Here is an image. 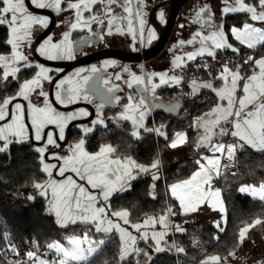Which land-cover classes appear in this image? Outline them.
I'll use <instances>...</instances> for the list:
<instances>
[{
    "label": "snow or ice",
    "instance_id": "snow-or-ice-1",
    "mask_svg": "<svg viewBox=\"0 0 264 264\" xmlns=\"http://www.w3.org/2000/svg\"><path fill=\"white\" fill-rule=\"evenodd\" d=\"M222 3L218 18L207 4L194 13L192 23L199 26L198 30L190 39H181L173 46L183 49L188 45L193 50L182 54L173 52L170 70L137 74L127 66H120L119 70L107 74L109 67L116 66L114 60H107L99 67L93 65L80 68L72 75L59 76L51 74L53 70L43 63L34 62L30 53H38L47 61L74 60L82 51L80 46L103 42L106 35L114 34L130 37L133 50H138L137 44L149 46L157 39V32L149 24L148 0H0V28L7 29L4 46L10 52L0 54V153L7 152L13 143L45 141L35 151L42 165L41 172L47 174L48 179L34 184V188L48 199L49 212L54 214L61 228L79 225L85 229L82 235L66 236V244L49 243L42 255L37 254L39 245L34 242L37 251H26L23 259L19 258L20 249L5 235L7 247L0 250V255H12L7 264H89L90 258L113 239V234L120 240L119 264H131L130 257L135 264H141L142 258L150 264L153 257L142 251L139 241L147 245L151 240L155 253L173 250L184 253L183 247L176 246L174 241L169 244L166 239L170 231H187L172 217L196 213L205 204L221 214L214 226L218 232H225L228 214L221 189L214 187L216 179H227V166L221 165V157L226 155L235 160L237 151L249 148L264 154V55L259 54L264 51V0H222ZM30 8L51 9L60 14L61 37L54 40L52 35H46L41 42L37 32L49 27V16L37 14ZM156 12L158 20L166 23L164 8ZM230 14H243L245 20L241 25L229 26L225 18ZM85 30L88 35L74 42L73 34ZM228 50L233 54L231 59L225 55ZM28 72L34 75L21 81ZM203 76L211 79L202 80ZM188 77L190 82L185 85ZM13 83L18 90L5 98ZM123 86L130 90L123 97L127 103L111 118V123L123 131L125 122H130V138L142 140L141 132L154 133L172 149L188 143L186 132L177 131L169 139L164 130L167 126L149 128L145 123L155 109L173 113L182 108L179 101L164 105L159 101L158 90L176 89L181 99L199 97L202 90H209L217 99L210 111L193 117L189 125L196 133L195 148L207 149L211 155H200L194 161L196 170L189 178L168 186L167 192L179 202V208L169 206L158 217H147L142 223L134 224L130 223L127 210L112 211L111 199L128 191L131 181L140 174H151L150 195L156 199L155 182L161 178L160 161L146 167L130 157L120 158L118 149L110 144L100 147L95 154L85 148L87 137L98 127L109 128L105 108L120 104L122 97L118 93L123 92ZM185 87L188 92L184 91ZM82 101L95 104V117L83 127L82 138L69 145L66 155L49 153L48 146L61 147L59 141L66 140V129L72 121L93 115L79 107L61 111L57 105L67 109ZM224 137L232 138L233 142L225 144ZM46 153L61 162L58 168L45 161ZM54 169L63 179L53 178ZM69 172L74 173L80 183L72 175L66 176ZM238 191L264 204V181L258 185H242ZM261 223L264 221L256 219L241 228L239 242L243 243L249 230ZM156 225L161 230H155ZM129 227L138 235L129 231ZM97 234L102 238L96 239ZM194 246L198 245L194 243ZM49 253H53L51 260L47 259ZM229 255L235 258L234 252ZM221 260L220 256L213 255L201 264H221ZM223 261L228 264L227 257Z\"/></svg>",
    "mask_w": 264,
    "mask_h": 264
},
{
    "label": "trees",
    "instance_id": "trees-1",
    "mask_svg": "<svg viewBox=\"0 0 264 264\" xmlns=\"http://www.w3.org/2000/svg\"><path fill=\"white\" fill-rule=\"evenodd\" d=\"M245 20L243 14H230L226 17L227 25H241ZM7 38V29L0 28V54L9 52V48L4 46ZM244 50V49H243ZM161 95L171 100L176 98V89L164 88L160 90ZM207 97V98H206ZM6 98V97H5ZM215 94L210 91H203L199 97H195L192 102L184 103L181 116L178 118L167 117L164 113H156L148 123V126H167L166 131L169 139L176 130L187 129L190 145L194 142V133L189 128L193 117L201 115L209 110L214 104ZM142 140H134L128 134L115 132L113 134L96 135L92 137L91 145H87L90 152L98 150L101 144L111 143L119 148L120 153L132 156L136 161L143 164H150L159 157L167 148V142L154 133H145ZM21 156L15 159L11 166H8V159L0 155V250L7 247V242L3 239L5 235L10 237L15 244L35 250L47 246L54 240H64L63 231L54 225L50 218L42 216L44 203L38 198V203L33 206H25L14 199L13 192L18 188H23L33 183L37 178L38 165L29 152L18 153L14 156ZM30 158L29 160H25ZM29 165L24 166L25 162ZM181 165L186 166L184 172L179 171ZM191 169L189 160L180 161L175 167L168 169L166 176L161 179L156 188V199L149 196L150 179L143 178L132 184L131 190L123 194L116 195L111 199V209L119 207L126 208L130 212V219L141 221L145 216L163 214L170 202L167 187L182 177H186ZM236 176L226 174L227 179L221 177V187L224 191V199L227 205L228 222L225 232L220 233L212 224H204L201 229L187 228L183 234H176L174 240L178 247L184 248V253H156L150 264H192L194 254L186 245L191 235L201 234L205 242L211 245L209 255L226 256L230 252L238 249L239 230L252 223L258 217H264V204L252 199L246 194H242L238 189L242 185L256 184L264 181V154L257 153L252 149L241 151L239 158V168ZM84 227L74 226L69 229L68 235H82ZM68 232V231H66ZM218 236L219 239L214 237ZM51 239L50 241H48ZM120 240L117 235L106 243L102 248L90 258L89 264H119ZM142 251L151 249L150 245L139 242ZM182 259L184 261L182 262ZM131 264L135 260L130 258ZM0 264H7L4 255H0ZM141 264H147L142 258Z\"/></svg>",
    "mask_w": 264,
    "mask_h": 264
},
{
    "label": "flooded vegetation",
    "instance_id": "flooded-vegetation-1",
    "mask_svg": "<svg viewBox=\"0 0 264 264\" xmlns=\"http://www.w3.org/2000/svg\"><path fill=\"white\" fill-rule=\"evenodd\" d=\"M161 1H163V0H158L154 5H152L151 7H149L147 9V11L149 13V24L151 26L155 27L156 32H157V37H158V34H159V29H160L159 25L160 24L163 25L164 23H161L158 20L157 12L155 10V13L153 15V17L156 20V25H155L153 23V21L151 20V17H152L151 16V10L153 9V7L155 5H157ZM205 4L210 6V8L212 9L214 15L217 18L221 16L222 5L218 2V0H190L189 2H187L183 6V8L180 10V12L178 14V17L176 19L175 26H174V28L172 30V33H171V36L169 38V41H168L166 47L163 50V51L166 50V52H167L166 55H167L168 61L170 59H173V52H175L176 54H182L184 52L193 50L192 46H188V45H186L183 49H179V48H175L174 49L173 46L175 44H177L178 41L181 40V39H183V40L190 39L194 35L195 31L198 30L199 26L193 24L192 20L194 19V13L196 11H198L200 9V7H202ZM162 7L165 10V19H167L169 9H168L167 6H162ZM159 8H161V7H159ZM49 21H50V18H49ZM57 21H58V19H57V15H56V24H57ZM217 23H219V19H217ZM56 24H55V27H56ZM181 24H184L185 27L181 28L180 27ZM94 28H95V26H94ZM54 29H53V31H54ZM51 33L49 35H51ZM61 35H62V30L60 29V32L57 34V38L61 37ZM86 35H88L87 30H85L84 32L80 33L78 37L73 39V41L75 42V41H77L79 39H82V37L86 36ZM130 40H131L130 37L121 36V35H118V34H114L112 36H107L106 35L105 36V40L103 42L97 41L94 44H87L86 46H80L82 48V51L78 52L76 59L59 61V62L63 63V67H61V68H58V67H55V66H51V65H46L44 63L43 64L53 70L51 74H53V75H57L58 74L59 76L72 75L73 73L78 71L80 68H89V67H91L93 65L99 67L100 65H102L107 60H114L116 62V66L109 67L107 69V74H112L115 71L119 70L120 66H127L132 71L136 72L137 74H141L143 71H155L154 69L151 70L149 68V61L148 62H141V63H132V62H124V61L116 59V58H104V59H100V60H97V61H94V62H91V63L81 64V65L76 66V67H74L72 69H67V67H68L67 65H69V62L78 60V59H80L83 56H86L88 54H92L94 52L101 51V50H104V49H119V50H124V51L141 52V51H143V49L148 47V46L140 47V45L137 44L136 48L138 50H133V48L131 46V43H130ZM155 41L156 40H154L153 43ZM162 52L160 54H162ZM5 54H10V52L5 53ZM30 54L32 55V57L34 58L35 61H38L35 58V56L33 55V53H30ZM40 63H42V62H40ZM58 69L60 70L59 73H57ZM32 75H34V72L25 73V75L21 77V81H23V79L31 78ZM123 87H124L123 92L118 93L122 97V100H121L120 104H118V105H109V106H106V108H105V118H106V120L109 123V128L107 130H105L103 128H99L98 127L93 134L89 135L87 137V139H86V145H85L86 151H88L87 145H91L93 136L103 135V134L104 135L105 134H113V133L118 132V131L123 132L125 134H128V133L131 132L132 129H131L130 122H125V126L123 128V131H121L119 128H117L115 125H113L111 123V118L116 116L119 112H121L122 109H123V105L127 103V100L123 99V97H126L130 90L127 89L126 86H123ZM17 90L18 89H17L16 84L15 83L11 84L10 87H9V91L7 92L5 97L7 98V96L14 95ZM46 90H47V87H46ZM160 94L161 93H160V89H159L158 90L159 101H160V96H161ZM19 102L26 103V102H24L22 100H19ZM96 102L99 103V100L97 99ZM57 107L61 111H71V110L79 107V108H85L89 112L93 113L92 116L81 117L80 119H78L76 121H72L69 124L68 128L66 129V140L65 141H59V143L61 145L60 148H55L54 146H48V152L49 153L50 152H57L61 156H63V155L68 154L69 145L75 144L76 142H78L79 139L82 138V129H83V127L88 125L90 120L95 117V104H88L87 102H83L82 101V102H80V104L77 107L72 108V109L69 108L70 106L67 109H65V108H63V106H59V105H57ZM156 110L157 109H155L152 112L154 115L156 114L155 113ZM149 120H150V116L148 117V119L145 122L147 127H149L148 126ZM49 129H53V126H49ZM30 132H31V129H30ZM141 135L143 136V135H145V133L141 132ZM44 143H45V141L37 142L34 139L33 140H29V141H27L25 143H19V144L13 143V144L9 145V148H8L7 152L0 153V155L4 159H8V163H7L8 166H11L15 159L22 158L19 155L13 157V153L15 151L17 152V154L20 153V152L21 153L29 152L32 155V157L34 158V162L38 165V174L40 175V180H37V178H36L33 181L32 184H30L28 186H25L23 188H18V189H16L13 192V196H14V194L16 192H21V193L24 192L25 194L34 197L33 201L30 204H28V205H25L21 201H19L16 198H14L16 201H18L19 203H21V204H23L25 206H33V205L37 204L38 203V198L40 197V201H42L44 203V207H49L48 199H46L45 197L40 196L39 193H38V190L34 188V184H36V183H44L48 179L47 174H43L41 172L42 165H40L38 163L39 156H38V154L35 151L36 147H38V146H40V145H42ZM109 144L118 149V155H119L120 158L132 157V156H128V155L120 153L119 148L117 146L111 144V143L101 144L100 147H102L104 145H109ZM100 147H99V149H100ZM88 152L89 153H93V152H90V151H88ZM29 159L30 158H26L25 157V160H29ZM45 161L48 162V163L56 164L57 168L59 167V165L61 163L60 161L51 158L47 153H46V156H45ZM26 165H29V163L25 162L24 166H26ZM67 175H72L73 178L77 179V182L80 183L78 177H75L74 173H70L69 172V173H66V176ZM53 178L54 179H58V180L59 179H63L62 177H59L57 175V170L56 169L53 170ZM84 183L86 185V182H84ZM86 187H87V185H86ZM247 244H249V243H245L244 246H247ZM251 246H252V248H251V250L248 253H242L243 251L241 252L238 249L237 251H234L235 258L230 256L229 254L224 256V258L227 257L228 264H264V245H262L259 242L254 241V242H252ZM222 264H224V261L222 262Z\"/></svg>",
    "mask_w": 264,
    "mask_h": 264
},
{
    "label": "crops",
    "instance_id": "crops-1",
    "mask_svg": "<svg viewBox=\"0 0 264 264\" xmlns=\"http://www.w3.org/2000/svg\"><path fill=\"white\" fill-rule=\"evenodd\" d=\"M171 61H172V59H170V62H166V64H165V66H166V68L164 67L163 69H161V70H159V72H162V71H166V70H170L171 69ZM163 67V66H162ZM208 79H211V78H202V80H208ZM164 89V88H163ZM161 90V89H160ZM203 91H209V90H202V92ZM201 92V93H202ZM161 93V92H160ZM161 95V94H160ZM160 100H165V102L166 103H168V104H170V105H172V104H174V103H176L177 101H179V102H181L182 103V108H183V106H184V103H183V101L182 100H180V99H178V98H173V99H171V100H169V99H167L166 97H163L162 95L160 96ZM217 103V99L215 100V102H214V104L212 105V107H214L215 106V104ZM211 107V108H212ZM182 108L181 109H179L178 110V112H177V116H170V115H168L167 113H165V112H161V111H159V110H156V112L155 113H164L167 117H170V118H178V117H180L182 114H181V111H182ZM211 108L209 109V110H207V111H205V112H208V111H210L211 110ZM205 112H203V113H205ZM202 113V114H203ZM201 114V115H202ZM154 116V114L153 113H151V115H150V119L152 118ZM149 128H157V127H155V126H149ZM192 131H193V133H194V142H193V144H191L190 145V143H189V139H188V143H186V144H184L182 147H178V148H176V149H172V148H170V147H167L166 148V150L161 154V155H159V157L158 158H156L155 160H153L150 164H143V163H140V162H138V161H136L134 158H132L131 157V159H133V160H135L138 164H140V165H144V166H150L154 161H156V160H159L160 161V170H159V175H160V179L158 180V181H156L155 182V184H156V188H157V184H158V182L161 180V179H163L165 176H166V174H167V171H168V169L169 168H171V167H175L180 161H183V160H189V163H190V165H191V169H190V172H189V174L186 176V177H182V178H180V179H178V180H176V181H174V182H171L169 185H171V184H173V183H177V182H180V181H182V180H184V179H187V178H189L190 176H191V174H192V172H194L195 170H196V166H195V164H194V161L197 159V158H199V156L200 155H210V152L207 150V149H201V150H197L196 148H195V143H196V141H195V136H196V133H195V131L191 128V127H189ZM177 131H184V132H186L187 134H188V130L187 129H180V130H176L175 132H177ZM174 132V133H175ZM173 133V134H174ZM173 136V135H172ZM172 138V137H171ZM188 138H189V136H188ZM223 139V142L225 143V144H228V143H232L233 141H232V138H230V137H224V138H222ZM226 156V155H225ZM221 159H222V157H221ZM221 162V161H220ZM186 170V166L185 165H181L180 167H179V171L180 172H184ZM143 178H149L150 179V185H149V196H150V198H152L151 197V195H150V193L152 192V184H153V181H152V178H151V174H140L138 177H137V179H135V180H133V181H131V187H132V184L135 182V181H137V180H139V179H143ZM168 185V186H169ZM214 187H219L220 189H221V191H222V197H223V200H224V205H225V208H226V210H227V205H226V201H225V199H224V191H223V189H222V187H221V185H216V180L214 181ZM156 188H155V194H156ZM167 189H168V187H167ZM131 190V188L128 190V191H130ZM127 192V191H126ZM123 193H125V192H123ZM123 193H118V194H116V195H120V194H123ZM168 194H169V196H170V202H169V204L167 205V207H169V206H172L174 209H178L179 208V202L178 201H175L172 197H171V195H170V193L168 192ZM159 215H161V214H159ZM159 215H149V216H147V217H152V216H155V217H158ZM220 213L219 212H215V211H212L208 206H207V204H205V205H203L202 207H201V209L198 211V212H196V213H191V214H189V215H187V216H185V215H177V216H174V217H172V220L175 222V223H177V224H181V226L182 227H184V228H193V229H201V227L204 225V224H212V225H214V221H216V220H218V219H220ZM256 219H260V220H262V221H264V217H258V218H256ZM255 219V220H256ZM143 221L145 220L144 218L142 219ZM142 221V222H143ZM185 221H187V223H185ZM141 222V221H140ZM251 224V223H250ZM246 226V225H245ZM245 226H243V227H245ZM128 227V226H127ZM242 227V228H243ZM129 229H131V228H129ZM158 229H160V226L159 225H156L155 226V230H158ZM134 233V235H138L135 231L133 232ZM176 234H183V233H174V232H172V231H170V234L167 236V240L169 241V238L170 239H172L174 242H175V240H174V236L176 235ZM254 241H256V242H259V243H261L262 245H264V223H261V224H258V225H256V226H254L253 228H251L250 230H249V233H248V236H247V238L245 239V241L243 242V243H240L239 242V247H238V249H239V251H243L242 253H248L250 250H251V248H252V242H254ZM139 242H143V241H139ZM144 243V242H143ZM245 243H249V244H247V246H244L245 245ZM145 244V243H144ZM148 244L150 245V247H151V249L153 250V247L151 246V245H153V242L151 241V240H149V242H148ZM175 244H176V242H175ZM146 245V244H145ZM176 246H177V244H176ZM237 249V250H238ZM236 250V251H237ZM160 253H168V254H174V253H176L175 251H174V253H172L171 251H164V252H160ZM210 256H213V255H210ZM215 256H218V255H215ZM222 259L224 258V256H220Z\"/></svg>",
    "mask_w": 264,
    "mask_h": 264
},
{
    "label": "water",
    "instance_id": "water-1",
    "mask_svg": "<svg viewBox=\"0 0 264 264\" xmlns=\"http://www.w3.org/2000/svg\"><path fill=\"white\" fill-rule=\"evenodd\" d=\"M190 0H163L160 3H158L157 5H155L153 7V9L151 10V20L153 21V23L156 25V20L153 17L155 10H157L159 7L162 6H167L169 11H168V16L166 19V23H164L163 25H159L160 29H159V34L158 37L156 39V41L146 47L145 49H143V51L141 52H135V51H124V50H119V49H104L101 51H97L94 52L92 54H88L86 56L81 57L78 60L75 61H71L69 62V65H67V69H72L76 66H79L81 64H86V63H91L100 59H104V58H116L119 60H122L124 62H132V63H141V62H148L151 61L155 58H157L159 56V54L164 50V48L166 47L169 38L171 36L172 30L175 26L176 23V19L178 17V14L180 12V10L183 8V6L189 2ZM30 10L35 11L37 14L40 15H47L50 18V22H49V27L47 29H44L43 31H41L37 37L42 41L43 37L46 35H49L53 29L55 28V24H56V14L51 10V9H34V8H30ZM80 40V39H79ZM77 40V41H79ZM82 45V46H86ZM33 55L35 56V58L46 64V65H51V66H55L58 68L63 67V63L59 62V61H47L45 60L43 57H39L38 53H33ZM160 102H162L164 105H170L168 103L165 102V100H160ZM181 105L182 103L179 102ZM78 105H71L69 108H75ZM161 112H165L170 116H177V112H173V113H168L166 111H164L163 108H159L157 109Z\"/></svg>",
    "mask_w": 264,
    "mask_h": 264
},
{
    "label": "built area",
    "instance_id": "built-area-1",
    "mask_svg": "<svg viewBox=\"0 0 264 264\" xmlns=\"http://www.w3.org/2000/svg\"><path fill=\"white\" fill-rule=\"evenodd\" d=\"M242 51H244L242 49ZM260 55H264V51H261L259 53ZM226 56H228V58H232L233 54L231 53L230 50H228L225 53ZM179 71V70H177ZM190 71H194V69H190ZM202 78H210L207 76H203ZM190 82V77L186 78L184 80V84L187 85ZM185 92H188L189 89L187 87L184 88ZM177 93V92H176ZM175 93L176 98L180 99L183 101V103H188V102H192L195 97H191L189 96L188 98L185 99H181V97L179 95H177ZM241 156V151H237L236 156H235V160L228 158L227 156H223L221 159V165H226L227 168L225 170L226 174H230L231 173H237L238 172V168H239V158ZM216 185H221V178L216 179ZM194 243H196L198 246H194ZM19 249H20V257L21 259L24 258V253L26 251H29L31 249L21 246L20 244L16 243L15 244ZM186 245L188 246L189 250L194 254V257L192 258L191 262L192 264H201V261L205 260L209 255V252L211 250V245L207 242H205V240L203 239V237L201 236V234L199 233H195L193 235H191L190 239L187 241ZM47 246H44L42 248H39V252L37 253L38 255H42L44 253V251L46 250ZM31 251H37V249L35 250H31ZM52 255L53 253H49L47 256V259L51 260L52 259ZM6 260L12 258V255L9 254V256H5ZM43 258V256H42ZM184 261V259H182V262Z\"/></svg>",
    "mask_w": 264,
    "mask_h": 264
},
{
    "label": "rangeland",
    "instance_id": "rangeland-1",
    "mask_svg": "<svg viewBox=\"0 0 264 264\" xmlns=\"http://www.w3.org/2000/svg\"><path fill=\"white\" fill-rule=\"evenodd\" d=\"M158 0H148V3H149V5H150V7L152 6V5H154L156 2H157ZM218 2L222 5V7H223V3H222V0H218ZM56 15H57V19H58V21H57V24H56V27H55V29H54V31L51 33V35L53 36V39L55 40L56 38H57V34L60 32V29H61V27L59 26V20H60V14H57L56 13ZM88 14L86 13L85 14V16H87ZM43 29H39V31L37 32V34L39 33V32H41ZM119 35V34H118ZM79 36V34H74L73 35V37H72V39H74V38H76V37H78ZM166 50L165 51H163L162 52V54H160L157 58H155V59H153V60H151V61H149V68L152 70V69H154L156 72H159V70H161V69H163L164 67L166 68V66H165V64H166V61H167V63L168 62H170V60L168 61V58H167V55H166ZM4 55H8V54H4ZM30 58L31 59H33V61L35 62V60H34V58L32 57V55L30 54ZM163 66V67H162ZM158 82V81H157ZM99 151V148H98V150L97 151H95V152H93V153H91V154H95V153H97ZM210 155H211V153H210ZM217 155H219V154H217ZM131 158V157H130ZM49 195H50V193H49ZM30 195H27V194H25L24 192L23 193H21V192H16L15 194H14V198H16L17 200H19V201H21L22 203H24L25 205H28V204H30L32 201H33V199H28V197H29ZM33 197V196H32ZM120 210H127L126 208H119V207H117V208H113L112 209V211H120ZM128 212H129V210H127ZM130 213V212H129ZM42 216H44V217H46V218H50L52 221H53V223H54V225H56V227L58 228V229H60L61 230V232L63 231V233H62V235H63V238H65L66 236H69L68 234H70L71 233V231H69V229L70 228H72V227H74L73 225H70L68 228H61L58 224H57V222H56V217L54 216V214H51L50 212H49V207H44L43 208V212H42ZM147 218V216H145V218L144 219H146ZM136 220V219H135ZM135 220H132V219H130V223H132V224H134V223H142V221L143 220H141V222H139V221H135ZM121 223H122V221H121ZM75 226H77V225H75ZM83 227V226H82ZM125 227H127V225H125ZM130 228V227H129ZM83 230H85V229H83ZM158 230H161V229H158ZM66 231H68V232H66ZM129 231H132V232H134V230L133 229H129ZM134 234V233H133ZM138 234V233H137ZM169 234H170V232H169ZM168 234V235H169ZM113 235H115V234H113ZM118 236V235H117ZM96 239H99V238H102V236L100 235V234H97V236L95 237ZM167 238V237H166ZM171 238V237H170ZM169 238V244H171V243H173V240L172 239H170ZM51 239H49L48 241H50ZM54 241H60L61 243H65L66 244V240L64 239V240H58V239H56V240H54ZM53 241V242H54ZM52 243V242H51ZM172 253H174V250L173 251H171ZM119 253H120V247H119ZM148 253L150 254V255H152V257H154V255L156 254L152 249H150V250H148ZM95 255V254H94ZM93 255V256H94ZM92 256V257H93ZM91 257V258H92ZM131 258V257H130ZM129 258V259H130ZM222 262H223V259L221 260V264H222Z\"/></svg>",
    "mask_w": 264,
    "mask_h": 264
}]
</instances>
